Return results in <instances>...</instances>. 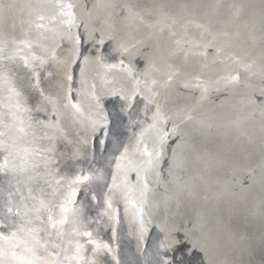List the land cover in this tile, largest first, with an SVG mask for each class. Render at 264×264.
I'll use <instances>...</instances> for the list:
<instances>
[{"label": "bare ground", "instance_id": "6f19581e", "mask_svg": "<svg viewBox=\"0 0 264 264\" xmlns=\"http://www.w3.org/2000/svg\"><path fill=\"white\" fill-rule=\"evenodd\" d=\"M138 1L142 2L141 6L137 5ZM157 1L0 0V3L4 5L9 3L14 5L10 10H7L6 17H0V40L8 41L6 50L8 55H11L16 48H21L23 49L19 53L21 56L28 54L43 56L55 53L60 60H65L72 46L70 41L61 40L60 35L67 31L68 26L61 25L58 20L52 18L60 12L58 5L72 4L74 7L70 11L74 13L76 24L80 25L79 28H71L73 33L77 31L83 33L84 22L88 23L91 28H102L106 37L109 35L116 37L111 42L106 39L108 51H111L117 42L124 43L132 53L125 59V64L131 61L134 67V60L139 59L141 65L137 69L151 64L153 69L157 70V75L159 71L166 69L164 57L175 52L182 54L184 51L202 52L205 50L203 46L211 43L213 47L208 52L207 58L189 55L186 62V67H194L196 72L202 73L203 81L201 83L215 82L205 97L201 99L199 89L180 88L179 83L182 76L173 80L171 87L167 89V94L172 98L176 93L178 95L182 93L187 97L183 103L176 104L173 109H164L178 125L177 133H180V139H176L178 140L176 143L188 140L189 132H186V129L188 126H194L197 121L202 122L201 124H204L205 127L202 130V136L208 135V133L226 135L227 132L235 130V136L240 137L242 139L240 142H244L243 144L255 143L258 133L254 137L252 131L264 119V104L259 100L262 91H264V0H235L232 2L235 6L229 10L226 8L231 4L229 0H205L207 3L199 2L190 5L182 2L174 8L166 7L163 2L161 4L160 1ZM111 3L127 5L130 11L116 10L114 12L111 8L99 6ZM33 5H40V7L34 10ZM65 11H69V9H65ZM37 14L46 17L42 22L44 28L36 27L38 23H41L37 20ZM12 41L17 43L13 44ZM20 41H31L32 47L26 48L24 44L19 43ZM193 43L201 47H193ZM82 46L83 50H92L87 38L82 41ZM216 48H220L222 51L220 56L213 61V53ZM43 50H47V52ZM145 52L147 53L146 58L144 57ZM172 59L176 61L177 57L173 56ZM115 62L111 59L106 61V63ZM202 65L206 66L202 67ZM5 68L11 70L10 75L18 88L27 84L30 74L23 67L19 58L0 61V69ZM64 71L65 65L57 64L51 60L44 68L39 69L40 86L56 101L57 116L55 119L53 118L52 104H45L43 105L45 110L36 111L35 107L39 99L37 94L31 92L29 96L25 97L28 106L34 109L32 112L34 119L45 123L53 121L65 133L64 136H60L53 130H49V135H53L54 138L51 141L44 139L39 142V146L43 148L54 146L55 151L51 155L56 163L48 168L42 166L38 170L42 178L33 183H38L48 193L55 191L57 194L55 202L58 203L62 199L60 194L68 191V183L71 179L81 171L88 175L99 170L103 173V179L86 182L87 187L79 186L75 206L77 208L82 206L81 221L86 230L92 233V239L97 243L107 244L112 251L100 249L94 253L92 249L95 245L87 243L88 237H77L76 239L84 245L85 260L95 261L96 264H116L117 261L119 264H154L157 259L155 255L157 246L163 238L160 230V225L163 222L157 221L156 213H158L162 195L169 187L161 184L156 189V193L149 197V202L146 201L145 194L141 202L139 196L147 186V179L150 177L148 175L153 167L147 163L148 158L142 156L141 152L145 147L150 152L154 148L160 151L158 138L153 130L145 131L141 142L137 145L141 128L151 122V113L149 112L146 117L138 109L133 114L132 120L142 121L139 125L124 121L118 133L119 143L116 141L115 131L110 134V137L109 135L105 136L99 128L95 133H92L91 124L97 119L93 96L102 95L104 91L114 86L130 87L132 81L125 78V74L120 68L107 69L97 63H92L86 68V83L84 84L81 83L79 67H76L75 64L69 69L72 75L70 82H65ZM232 76H238L239 79L229 82V78ZM69 86L71 87L72 103L78 105L79 113H76L71 107H65L67 103L65 95ZM77 90H79L78 95ZM244 93L247 95L248 101L252 103L251 108L248 106L245 108L246 105L242 104ZM6 97L7 92L0 90V100H5ZM114 103L105 98V111L114 113ZM140 107L142 108V105ZM231 110H235V113L231 114ZM0 111H6V109L0 108ZM212 113L218 115L210 116L209 114ZM168 127L171 132L172 121L168 123ZM175 134L170 135L168 139L173 140ZM102 141L103 143H101ZM120 145L128 146L129 157L137 167L122 165L123 171L119 174L120 179L118 180L120 189L109 194L107 187L112 184L111 168L116 167L115 157L119 156L120 151H123ZM103 147L107 154H105L106 152L102 153ZM137 147L140 148L139 152L136 151ZM160 152V158H164V162H161L164 166L167 159L166 152ZM228 163L230 162L219 165L223 167L229 165ZM167 164L171 167V163L167 162ZM246 168L241 167L238 170L235 168L231 172L229 182L222 186L224 190L215 191L212 196L215 198L214 202L226 201L231 194H237L238 190H245L256 183L264 184L263 162ZM137 171H139V175ZM49 172L51 174H48ZM171 174L170 169L165 174L167 180ZM57 181L60 183L57 184ZM9 182L13 185L16 184L15 178L11 176L6 178L0 175V189L7 187ZM228 183L230 188L227 186ZM49 184L52 186L51 188H49ZM200 194L202 196V192ZM91 195H95L96 199L91 200ZM205 195L208 196V194H204L203 198ZM106 196L110 199L111 209L105 203ZM139 202H141V206H139ZM145 204L148 209L143 207ZM141 211L143 212L141 213ZM185 216L186 213L181 212L176 223L165 224L168 231H174L175 238L180 242L177 246L179 251L169 252V255L174 254L178 258L182 257L185 264H228L225 260L231 256L230 253H220L217 258L216 254L212 252V235H210L211 231L209 232L208 227L203 224L205 218L199 216L198 223H196L195 219ZM196 225L200 231L199 234L196 231ZM65 230L70 232L71 226H65ZM185 233L195 238L199 243L204 244L203 242H205L206 247L199 250L196 247L198 244L190 241ZM68 239H72V237H66L64 245H67ZM246 251V253L235 256L237 264H264L255 257L254 250ZM239 259L242 261L239 262Z\"/></svg>", "mask_w": 264, "mask_h": 264}, {"label": "snow or ice", "instance_id": "6c2138e0", "mask_svg": "<svg viewBox=\"0 0 264 264\" xmlns=\"http://www.w3.org/2000/svg\"><path fill=\"white\" fill-rule=\"evenodd\" d=\"M99 6L111 8L114 12L116 10L130 11L127 5L116 3ZM12 7H14L12 3L7 5L0 3V17H6L7 10ZM32 7L35 10L39 9L40 5H33ZM57 7H59L60 12L52 19L58 20L61 25L68 26L67 31L60 35V39L70 41L72 46L65 60H60L55 53L43 56L35 54L21 56L19 55L23 51L21 48H16L11 55H8L6 52L8 41L0 40V61H11L19 58L23 67L30 74L27 84L18 88L10 75L11 70L0 69V90L7 92L6 99L0 100V108L6 109V111H0V175L6 178L11 176L16 180L15 185L9 182L7 187L0 189V201H2L0 202V264H81V262L83 264H96L95 261L85 260L83 256L84 245L76 239L81 236L88 237L87 243L95 245L92 249L94 253L100 249L112 251L107 244L97 243L92 239V233L86 230L81 221L82 206L81 208L75 206L78 195L77 188L81 185L87 187L86 182L103 179V173L97 170L96 173L85 175L81 171L80 174L70 180L68 191L60 194L62 199L58 203L55 202L57 197L55 191L48 193L38 183H33L42 178L38 171L42 166L48 168L56 163L51 155L55 151L54 146L43 148L39 146V142L44 139L51 141L54 138L53 135H49V130H53L60 136L65 135L58 124L53 123V121L45 123L34 119L32 116L34 109L28 106L25 99L31 92H35L39 98L35 110L43 111L45 110L43 105L52 104L53 118H56V101L40 86L39 69L44 68L50 60L57 64H63L65 65V82H70L72 75L69 69L75 64L76 67H79L81 83L84 84L86 83V68L92 63L112 70L120 68L124 72L125 78L132 81V86H114L104 91L102 95L93 96V106L97 113V119L92 122L91 131L95 133L99 128L105 136L115 131L116 141L119 143L118 133L124 121L127 120L137 125L142 123L140 120H132L133 114L139 109L146 117L149 112L151 113V122L146 127L141 128L137 145L141 142L145 131L153 130L156 132L161 150L169 136L178 131V125L174 122L173 117L164 110L170 102H174L172 97L167 94V89L171 87L172 81L178 76H182L179 87L182 89H199L201 99L205 97L212 84L215 83L212 81L201 83L203 81L202 73L192 72L186 67L189 55L207 58L208 52L213 47L211 43L203 46L205 50L202 52L184 51L183 54L175 52L164 57L166 69L159 71L157 75V70H154L151 64L139 70L132 66L131 61L125 64V59L132 53L124 43L117 42L116 46L108 51L106 39L111 42L116 37L114 35L106 37L102 28H91L88 23L84 22V32L73 33L72 27H80L75 22L74 13L70 11L74 6L72 4H60ZM65 9H69V11H65ZM45 19L44 15L37 14V20L41 23H38L36 27L44 28L42 22ZM85 38L91 45V51L87 49L81 51L82 41ZM12 43L17 42L12 41ZM19 43L24 44L26 48L32 47L31 41H20ZM192 46L201 47L194 43ZM43 51L47 52V50ZM221 51L220 48L215 49L213 61L220 56ZM173 56L177 57L176 61H173ZM144 57H147L146 52ZM109 59L116 62L106 63ZM139 62L138 59L137 63ZM205 66L202 65V67ZM49 74L51 75V73ZM238 79V76H232L229 78V82ZM78 94L79 90H77ZM105 98L115 102L114 113L105 111ZM65 99L67 101L65 107L73 108L76 113L80 112L78 105L72 103L70 86ZM259 100L264 104V91H262ZM170 121H172L171 132L168 130ZM120 147L123 148V151H120L119 156L115 157L116 172L112 174V184L108 187L109 194L120 189L118 179L119 174L123 171L122 165L137 167L129 157L128 146L120 145ZM136 151L139 152L140 148L137 147ZM160 154L161 152L155 148L150 152L147 147L141 152L142 156L148 158L147 163L151 166L159 163ZM137 174L139 175V171ZM59 183L57 181V184ZM51 187L49 184V188ZM90 199L95 200L96 196L91 195ZM105 203L111 209L112 205L107 196ZM69 225L71 226L70 232L65 230V226ZM160 230L163 238L157 246L155 253L157 259L154 264H185L182 257L178 258L174 254L169 255V252L176 253L179 251L177 246L180 242L175 238L174 231H168L165 224L160 225ZM69 236L72 239H68L67 245L71 247L64 245V239ZM116 264H119V261Z\"/></svg>", "mask_w": 264, "mask_h": 264}, {"label": "water", "instance_id": "95a60500", "mask_svg": "<svg viewBox=\"0 0 264 264\" xmlns=\"http://www.w3.org/2000/svg\"><path fill=\"white\" fill-rule=\"evenodd\" d=\"M159 1L169 8H174L182 2H185L186 5L199 2L207 3L205 0H158L157 2ZM229 1H231V4L226 6L227 10L235 6L232 3L235 0ZM140 3L142 2L138 1L137 5L141 6ZM83 49L82 46L81 51H84ZM133 64L135 68H139L141 60L139 63L134 60ZM188 68L192 72H196L194 67ZM186 98L182 93L179 95L176 93L175 97L172 98L174 102H170L165 109H173L176 104L183 103ZM242 101H244L242 104L246 105L245 108L247 106L251 108L252 103L248 101L245 93ZM230 113H235V110H231ZM222 114L224 115V112ZM209 115L217 116L218 114L212 113ZM201 123L197 121L194 126L187 127L188 140L176 143L178 141L176 139H180V133L176 132L172 138L173 140L168 139L169 142L167 140L163 145L160 151L166 152L165 165L163 166L161 163L164 162V158H159V163L152 167V171L148 175L150 177L147 179V186L141 192L142 195L139 196L141 202L144 194L146 195V201L149 202V197L156 193V189L161 184L168 186L169 188L165 189L162 195L160 207L158 213H156L157 221L172 225L173 222L178 221L179 214L184 212L186 213L185 217H191L198 223V217L202 216L205 218L203 224L208 227L209 232L211 231L212 252L216 254L217 258H219L218 254L228 252L231 256L225 261L228 264H237L235 256L246 253V250H254L255 257L264 263V184L256 183L245 190H238L237 194L240 195L231 194L226 201L214 202L215 198L212 197L215 191L224 190L222 186L229 182L230 174L235 168L237 170L241 167L247 169L248 166L264 163V119L255 129L256 132L252 128L254 137L258 133L256 142L245 144L240 142L242 140L240 137L235 136V130L227 132L226 135H211L208 133V135L202 136L201 133L205 127ZM173 143L176 144L175 147ZM104 147L102 153L106 152ZM167 162L171 163V167L168 164L166 165ZM224 162L230 163L221 167L219 164ZM159 166L160 169H158ZM168 169H171L172 172L168 176L169 180L165 177V174L169 172ZM158 171H160L159 175ZM115 172L116 167H112L111 173ZM227 186L229 187V183ZM204 194H208V196L205 195L203 198ZM141 202H139V206L142 205ZM143 207L147 208L148 206L145 204ZM196 228L199 234L200 231L197 225ZM185 234L190 241L198 244L196 247L199 250L206 247L205 242H203L204 244L199 243L189 234ZM208 253L211 254L209 251ZM240 261L242 259H239Z\"/></svg>", "mask_w": 264, "mask_h": 264}]
</instances>
